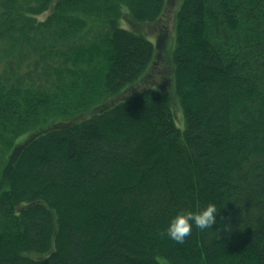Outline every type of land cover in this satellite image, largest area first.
<instances>
[{
	"label": "trees",
	"instance_id": "1",
	"mask_svg": "<svg viewBox=\"0 0 264 264\" xmlns=\"http://www.w3.org/2000/svg\"><path fill=\"white\" fill-rule=\"evenodd\" d=\"M170 1L0 0V264H264V0H181L131 91Z\"/></svg>",
	"mask_w": 264,
	"mask_h": 264
},
{
	"label": "rangeland",
	"instance_id": "2",
	"mask_svg": "<svg viewBox=\"0 0 264 264\" xmlns=\"http://www.w3.org/2000/svg\"><path fill=\"white\" fill-rule=\"evenodd\" d=\"M180 1L181 0L170 1V5L168 6L165 17L160 21V24H150L143 28L148 36L144 33L143 34L149 40L154 42L156 48L158 47L156 53L157 58L153 68L147 72L142 80L138 82L131 91L137 92L145 86L155 85L161 87L162 90L168 92L169 94L173 93V86H171V64L173 56L172 54L175 52L177 47V31L175 30V19L177 10L179 12L182 6V4H180ZM120 25L132 31H135L139 27V25L134 26L133 24L126 21H122ZM181 114H183L184 118V110L181 111ZM176 122L181 129H185V118L184 120L182 118L179 120L177 117ZM26 136L27 134L21 136L18 139V142L26 138Z\"/></svg>",
	"mask_w": 264,
	"mask_h": 264
},
{
	"label": "clouds",
	"instance_id": "3",
	"mask_svg": "<svg viewBox=\"0 0 264 264\" xmlns=\"http://www.w3.org/2000/svg\"><path fill=\"white\" fill-rule=\"evenodd\" d=\"M218 211L216 203L209 202L199 209L179 212L169 220L164 233L172 240L182 243L194 226L199 229L212 228Z\"/></svg>",
	"mask_w": 264,
	"mask_h": 264
}]
</instances>
